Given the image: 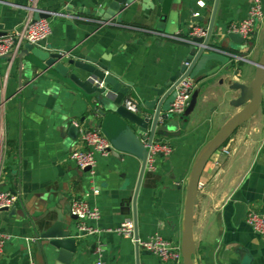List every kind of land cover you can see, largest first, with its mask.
<instances>
[{
    "label": "crops",
    "instance_id": "1",
    "mask_svg": "<svg viewBox=\"0 0 264 264\" xmlns=\"http://www.w3.org/2000/svg\"><path fill=\"white\" fill-rule=\"evenodd\" d=\"M110 1L38 0L40 8L65 14L48 17L52 28L48 43L54 50L71 54L83 52L101 60L107 56L112 69L133 84L135 98L151 99L152 88L168 82L189 54L187 43L163 34L188 36L194 24L204 27L203 22L192 21L189 10L208 15L215 0H203L204 6L199 0H152V6L139 1L121 12V23L114 20L109 26L97 22L100 17L91 15L94 10H80L106 8ZM254 1L220 0L216 23L222 34L216 44L221 48L233 51L238 46L225 34L231 22L249 15ZM261 2L264 8V0ZM26 4L28 0H0V30L11 33L20 28L29 15ZM68 4L71 13L66 10ZM164 14L165 27L159 30ZM251 38L252 46L239 51L247 54L248 60L241 61L245 64L235 67L231 60L229 74L222 71L211 76L210 84L202 86L186 126L176 120L172 130L181 133L168 140L174 146L172 154L158 155L154 169L146 170L137 198L140 239L160 235L181 243L192 166L204 144L240 110L231 104L239 91L230 90L229 81L248 83L253 79L255 64L264 53V22ZM35 62L24 58L20 76L15 63L0 58V190L20 196L12 207L15 213L11 208L0 212V231L10 235L0 253V264H30L29 251L35 264H94L99 257L104 264H136L135 241L117 228L127 218L133 219L141 161L113 147L109 155H97L94 168L76 166L70 154L84 144L79 131L73 136L70 127H97L90 95L53 67L45 70V63ZM218 65L210 61L200 74ZM73 71L82 78L88 75L78 68ZM167 124L161 122L160 127ZM75 197H85L99 208V218L87 220L99 232L82 235L77 221L73 222L81 242L67 262L48 240L36 238L30 218L46 215L52 224L57 218L52 208L58 206L70 217L69 206ZM199 199L194 211L195 263L264 264V239L245 218L249 208L264 212V99L259 110L207 163ZM29 237L36 240L28 242ZM140 257L145 264H174L154 254L142 253Z\"/></svg>",
    "mask_w": 264,
    "mask_h": 264
},
{
    "label": "water",
    "instance_id": "2",
    "mask_svg": "<svg viewBox=\"0 0 264 264\" xmlns=\"http://www.w3.org/2000/svg\"><path fill=\"white\" fill-rule=\"evenodd\" d=\"M142 1L145 5H154L152 0H111L106 8H84L82 12L90 13L89 10H94L91 15H95L105 20H116L121 23V12L129 9L133 4ZM161 3L164 0H159ZM220 0H215L211 7V12L208 15H195L194 9L189 10L193 15L192 21L203 22L204 27L208 29L206 37H194V42L188 44L189 54L185 62L179 67L178 71L161 87H153L154 96L147 100H138L133 96L132 83L123 78L115 70L112 69L109 63V58L103 55L102 60L83 52L71 54L70 51L54 50L48 39L40 41V45H35L30 42H24L21 47L10 52L2 57L8 58L9 61L15 63L22 74V63L24 58L36 64L35 60L45 63V70L53 67L54 70L63 77H69L80 89L90 95L91 114L97 121V127H100L104 134L108 137L115 150L122 153H128L136 156L141 161L139 177L133 196V221H134V236L136 246V264H145L141 261V254H152L148 250H141L139 244V223L137 198L142 184L144 174L147 170V158L149 149L146 145L152 139L160 137H170L176 135L172 129L178 122H182L183 126L189 122L190 115L194 111L201 88L205 84H210L211 76L224 72L229 74L231 69V57L227 54L208 51L204 45H216V40L220 38L222 32L216 23ZM143 4V5H144ZM146 7V6H143ZM42 9V8H41ZM68 12L72 11V5L66 7ZM71 13V12H70ZM52 12L42 9L34 14V18H48ZM167 15L160 17V22L157 26L159 30L164 29V22ZM0 28H2L0 26ZM6 30H0V37L7 35ZM226 37L234 41L238 46L233 49L239 52L252 45H246L245 38L236 32H227ZM216 37V38H215ZM221 47V46H219ZM243 51V50H242ZM106 60L108 63H105ZM210 61L219 62L220 65L215 66L208 72L200 74L206 68ZM189 63V65L187 64ZM256 71L252 80L248 83L240 81H229V89L239 91L238 96L231 100V104L239 107L237 111L227 122H225L219 130L212 136L199 152L192 166L186 191L183 231H182V255L183 264H196L194 256L197 253L196 239L194 237V211L199 203V185L202 174L207 163L212 158L214 153L231 137L235 130L248 121L262 106L264 99V53L256 62ZM78 68L83 70L88 75L86 78L80 77L73 69ZM186 76L194 79L195 83H200L191 96V100L186 110L180 116H175L169 113L171 104L177 97L176 85ZM224 79H221L223 82ZM22 86V83H21ZM130 100L136 107L135 110L130 109L126 105V101ZM163 118V122H167V126L160 127L159 118ZM84 121V118L82 119ZM134 125L136 127H134ZM151 125V128H150ZM150 129V130H149ZM79 131L78 124H71L70 132L76 136ZM90 167L84 170H90ZM4 208L3 210H9ZM57 212V218L49 224L46 220V215L36 218H30L34 228L36 238L39 240H48L49 244L55 246L61 255L69 262L70 258L76 254L78 243L81 238L77 235L76 228L73 222L76 223L77 216L71 214L70 217L62 212V208H52ZM12 213L16 212V208H11ZM71 212V205L69 206ZM96 245H93L95 248ZM70 257V258H69Z\"/></svg>",
    "mask_w": 264,
    "mask_h": 264
},
{
    "label": "built area",
    "instance_id": "3",
    "mask_svg": "<svg viewBox=\"0 0 264 264\" xmlns=\"http://www.w3.org/2000/svg\"><path fill=\"white\" fill-rule=\"evenodd\" d=\"M38 0H28V4L24 7L28 11V17L25 19L22 26L7 35L0 37V57L9 54L10 52L18 49L24 42H30L35 45H40V41L47 39L51 34V22L49 18L35 19L34 14L42 11L38 6ZM200 6H204L203 0L198 1ZM52 15L62 16L63 13L53 12ZM199 15V13H195ZM264 21V8L261 0H255L252 7L250 8L249 15L242 21L231 22L228 27L229 32H236L241 34L245 40H248L256 31V22ZM97 22L102 26L114 25V20L98 19ZM208 29L199 25L194 24L192 30L188 36H183L180 33L174 34H163L166 37L185 42L187 44L195 43L194 37H206ZM200 46L208 51H217L227 54L231 57L234 62L246 61L248 58L241 55L239 52L225 50L216 45H204L199 43ZM64 52V51H61ZM189 65V63H187ZM197 87L194 79L190 76L183 78L177 85V97L171 104L169 113L180 116L184 113L187 106L190 103L191 96ZM126 105L135 110V105L130 101H126ZM163 118H159V123L163 122ZM151 128V125H150ZM150 130V129H149ZM166 137L153 138L152 141L146 145L149 149L147 158V169H154L156 157L160 154L170 156L174 151V146L170 141L165 139ZM79 139L83 142L82 148L75 149L71 152L70 158L73 162L81 169L90 167L91 169L97 165V155L107 156L113 149V145L104 134L100 127L87 128L79 126ZM97 192V191H96ZM20 196L18 193L12 190H0V212L4 208L14 207ZM71 214L77 216L76 226L82 235H96L99 232L97 227L89 225L87 220L97 219L100 216V210L96 206H92L87 198L75 197L71 203ZM247 224L256 232L259 236L264 239V212L258 211L253 208H249L246 212ZM117 231L123 235L135 240L134 236V221L132 218H127ZM10 239V235L6 232L0 231V253L2 252L4 245L7 240ZM36 238H27L28 242L35 241ZM139 244L144 249L152 252V254L158 256L164 262H172L174 264L183 263L182 245L176 243L173 240L166 239L160 235H154L147 239H140ZM30 264H35L32 258V254L29 251ZM94 264H104V261L99 257Z\"/></svg>",
    "mask_w": 264,
    "mask_h": 264
},
{
    "label": "rangeland",
    "instance_id": "4",
    "mask_svg": "<svg viewBox=\"0 0 264 264\" xmlns=\"http://www.w3.org/2000/svg\"><path fill=\"white\" fill-rule=\"evenodd\" d=\"M264 22V21H263ZM261 24H262V22H260V21H257L256 22V30L261 26ZM252 45L253 44V38H249L248 40H246V45ZM241 55H247V54H245V52H239ZM241 64H245L244 62H241V63H237V62H234V63H232V65L233 66H239V65H241ZM234 68V67H233ZM175 116H178V115H175ZM165 139H167V140H172L173 141V139L171 138V137H166Z\"/></svg>",
    "mask_w": 264,
    "mask_h": 264
}]
</instances>
